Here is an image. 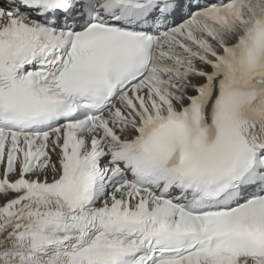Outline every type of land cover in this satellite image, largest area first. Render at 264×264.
<instances>
[{"label": "snow or ice", "instance_id": "snow-or-ice-1", "mask_svg": "<svg viewBox=\"0 0 264 264\" xmlns=\"http://www.w3.org/2000/svg\"><path fill=\"white\" fill-rule=\"evenodd\" d=\"M0 264H264V0H0Z\"/></svg>", "mask_w": 264, "mask_h": 264}]
</instances>
